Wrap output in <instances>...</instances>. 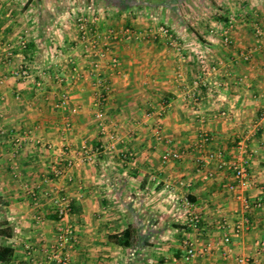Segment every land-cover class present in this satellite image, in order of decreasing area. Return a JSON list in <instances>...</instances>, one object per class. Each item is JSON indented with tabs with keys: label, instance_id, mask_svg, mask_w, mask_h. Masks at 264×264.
Returning a JSON list of instances; mask_svg holds the SVG:
<instances>
[{
	"label": "crops",
	"instance_id": "crops-1",
	"mask_svg": "<svg viewBox=\"0 0 264 264\" xmlns=\"http://www.w3.org/2000/svg\"><path fill=\"white\" fill-rule=\"evenodd\" d=\"M60 1L0 0V228L12 230L11 238L0 237V245L12 247L10 264L24 259L27 244L36 249L35 259L43 260L58 225L50 201L55 195L71 201L68 220L77 239L71 264H181L186 239L197 244L200 254L193 264H238V258L264 264V251L257 246L264 240V207L249 214L251 226L239 237L221 225H233L244 215V200L264 202V0H247L243 18L240 9L229 6L240 17L230 50L219 33L203 36L205 24L191 20L195 12L207 15L208 6L225 8L229 0H97L100 30L153 25L131 17L141 10L149 19L157 14L158 23L177 35L179 46L159 40L110 42L122 74L113 73L105 61L99 78L93 75L96 59L78 41L73 16L76 11L91 20L96 0L90 6L88 0H67L66 8ZM217 12L214 25L222 26L229 15ZM255 25L263 31L260 39L254 36ZM241 53H250V61L244 62ZM20 67L29 70V79L14 76ZM98 79L109 88L104 122L121 138L111 152L93 119ZM190 93L198 95V102ZM63 95L69 103L60 111L56 106ZM65 121L72 126L69 132L63 131ZM157 123L164 137L160 144L152 131ZM201 130L213 141L193 151ZM25 133L30 140L15 150L12 138ZM35 139L54 149H42ZM240 144L248 153V189L240 190L216 162L198 173L196 157L222 152L226 160L235 159ZM82 145L98 154L85 161ZM65 146L75 160L66 173L71 181L49 173L53 163L63 165ZM185 149L189 153L181 160L161 163L166 151ZM226 186L237 188L231 192ZM25 187L37 190V205ZM190 214L201 218L196 231L187 227ZM125 231L130 247L119 244Z\"/></svg>",
	"mask_w": 264,
	"mask_h": 264
},
{
	"label": "built area",
	"instance_id": "built-area-1",
	"mask_svg": "<svg viewBox=\"0 0 264 264\" xmlns=\"http://www.w3.org/2000/svg\"><path fill=\"white\" fill-rule=\"evenodd\" d=\"M234 15H229L227 17V21L225 27L221 29L220 25H214L209 32L212 37L217 36L218 31L220 39L225 47H232L234 42L231 37V32L233 30L234 24ZM95 24V23H92ZM77 28L80 37V43L84 44L85 48H89V56L94 57L96 61L93 64V75L99 78V71L101 63L107 61L109 67L113 73L116 75L122 74V65L119 60L113 55L112 49L110 48V42H128V41H136V42H147L152 40V42L156 41H165L170 47L179 50V46L177 43V37L172 33L169 27L165 25H157L155 27H150L144 31H132L130 29L123 30H113L110 29L106 32L105 37H99L97 29L90 26V24L84 19L80 18L77 20ZM92 34V38L90 39L88 35ZM254 36L257 39H260L263 36V31L257 25L254 27ZM102 39L100 43L99 40ZM21 48L25 49L26 44L22 42ZM260 49L264 52V45H261ZM240 58L244 62H249L251 59L250 53H241ZM72 63V60H69ZM74 72L77 73V69L74 68ZM14 76L27 80L30 78L29 70L26 67H20L15 73ZM98 94L95 98L94 102V120L97 125L98 133L107 138L106 143V151L111 152L114 151L116 145L121 143V138L117 137L113 133L108 131L107 125L103 119V109L107 103V92L109 90L107 84L102 82L100 79L97 80ZM4 78L0 73V86L3 84ZM38 88L42 87L41 82L36 83ZM195 102H198L199 97L196 93H190L188 95ZM69 103V96L63 95L57 104V108L60 111L67 110V105ZM162 115L164 110L160 112ZM72 126L69 121H65L63 126L64 132L71 131ZM153 137L157 144H160L164 141L163 133H162V125L157 123L153 129ZM253 137V133L251 134ZM30 134L25 133L20 136H15L12 138V147L15 150H18L23 143H26L30 140ZM213 141L212 137L204 130H201L199 133L198 143L193 147V151H202L206 146L211 144ZM35 145L40 146L42 149L46 151H52L54 147L50 144H43L40 140L35 139L32 141ZM82 158L86 160H90L91 158L98 154V150L90 151L86 145H82L79 149ZM188 150L181 151H166L161 156V163L167 164L174 161L181 160L184 156L188 154ZM247 148L245 145L240 144L237 146V156L234 159L226 160L222 152H207L205 155H200L196 157V165L198 173H201L205 167H207L212 162H216L217 169L219 171H228L232 174L233 178L237 182V187L240 190H246L251 186L248 174V165L249 161L247 159ZM131 156V155H130ZM129 156V157H130ZM61 160H63V165L59 163H53L49 168V173L53 176L54 179H59L63 176H66L67 171L72 169L75 165V160L72 155L70 147L65 146L63 152L61 153ZM212 177V174H209ZM69 181L71 178L66 176ZM235 186H226V188L235 192ZM26 193L29 198L33 201L35 205L38 204L39 195L35 188L25 187ZM52 203L54 214L58 218V225L56 228L55 241L54 243L48 245L44 249V258L42 261H38L35 259L34 254L36 249L27 244L24 246V259L18 264H71L70 261V253L74 250L77 239L74 226L69 222L68 218L71 214L72 207L71 201L69 198L61 195H55L50 198ZM264 207V202L261 199H257L253 204H250L247 200H244L242 203V209L244 215H242L233 225H229L226 222H223L221 225L226 229L228 228L234 234V236L239 237L242 233L247 231L250 226V218L249 214L258 209H262ZM38 222H40L38 220ZM201 218L196 214H190L187 220V227L191 230H198L201 226ZM230 239L228 236L224 237V243L228 244ZM257 246L264 251V240L257 243ZM210 248L209 245L207 249ZM182 252L183 255L181 257V264H193L197 257L200 255L197 249V244L192 240H184L182 242ZM228 253L224 254L225 258H228ZM238 264H252L248 258H238Z\"/></svg>",
	"mask_w": 264,
	"mask_h": 264
},
{
	"label": "rangeland",
	"instance_id": "rangeland-1",
	"mask_svg": "<svg viewBox=\"0 0 264 264\" xmlns=\"http://www.w3.org/2000/svg\"><path fill=\"white\" fill-rule=\"evenodd\" d=\"M83 1H85V0H83ZM94 1H95V0H94ZM96 1H97V0H96ZM96 1H95V5H93L94 16L91 17V18H92L91 20L88 19L87 16H85V15H84V16L78 15V14L76 13V11L73 12V16L76 15V16H74V17H75V20H76V21H75V22H76V26H77V20L80 19V18H84V19L90 24L91 27L97 29L98 34H99V37H105L106 30H105V31H104V30H100L99 27H98V28L96 27V24H99V25H100V15H99V13H98V12H100V10H98V9L100 8V5H101V2H99V1L96 2ZM60 2H61V7H62V8H66V7H67V6H66L67 3H68L67 0H61ZM84 3H86V1H85ZM88 3H89L88 6H90V0H88ZM75 4H76V3H75ZM79 4H80V2H79ZM208 4L211 5L210 2H209ZM214 5L216 6V10H218V8L221 9L222 11L225 10V13H221L222 16H223V15H225V16L233 15V13H231L230 10H229V6L232 7V8H233V6H235L236 8H238V9L241 10L240 13H243V16L241 15V16H242L241 18H243V17H244V11L246 12V8H247V6H248V1H247V0H229V1H228V5H227L225 8L217 6L216 3H214ZM207 10H208V11H207V12H208L207 15H201V16H199V14H197V13L195 12V14H193L191 20H192L194 23H195V22H197V23H199V22L204 23V24H205L204 29L206 30V31L204 30V33H205V32H206V33H205V34H202V35H203V36L205 35L206 37H207V36L212 37V36L209 34V32H210V30H211L212 28H214V24L218 22V21H216V20H218L217 17H219V16H217L216 14H218L219 12L216 13V10H215V9L211 10V9L209 8V6L207 7ZM144 12H145V11H144ZM146 13H147V12H146ZM146 13H143V11L141 12V10H140L139 12L136 13V15L131 16V17H136V18L140 17L139 20L142 21V23H143V22L150 23V21H151L150 24H153V25H150V26H148L147 28H142V29H140V28H130V30H132V31H144V30H147V29L150 28V27H155V26H157V25H165V24H159V23H158V21H157V19H156V17H158L157 14L151 16V18L149 19V16H148V15L145 16ZM156 15H157V16H156ZM222 16H221V17H222ZM142 17H147V20H146V19L142 20V19H141ZM199 17H200V18H199ZM239 18H240V17H239ZM239 18H237V17L234 16V20H235V21H234L233 26H235V23H236L237 20H239ZM89 20H90V21H89ZM92 23H95V24H92ZM225 24H226V23H225ZM225 24L222 25V26H220L221 29L225 27ZM140 25H141V27H144L142 24H140ZM165 26H167V25H165ZM167 27H168V26H167ZM111 29H112V28H111ZM124 29H126V28H124ZM127 29H129V28H127ZM113 30H123V29H115V28H114ZM170 30H172V29L170 28ZM233 30H234V27H233ZM233 30H232V32H233ZM77 32H78V28H77ZM232 32H231V37H232V39H233ZM172 33H174L173 30H172ZM218 33H221V30H219ZM250 33H251V31H250ZM252 33H253V31H252ZM252 33H251V34H252ZM174 35L177 37V35H176L175 33H174ZM88 36H89V38L91 39L93 35L90 34V35H88ZM219 37H220V36H219ZM177 38H178V37H177ZM78 41H79V43H80L79 32H78ZM101 41H102V39H100L98 43H100ZM148 42L151 43L152 40L147 41V43H148ZM221 42H222V41H221ZM233 42H234V44H233L232 47H225V46L223 45V43H222V45L224 46V48H226V49H228V50H230V49H234V48H235V41H234V39H233ZM141 43H146V42H141ZM80 45L84 48V44H81V43H80ZM85 50H89V48H86ZM93 119H94V114H93Z\"/></svg>",
	"mask_w": 264,
	"mask_h": 264
},
{
	"label": "trees",
	"instance_id": "trees-1",
	"mask_svg": "<svg viewBox=\"0 0 264 264\" xmlns=\"http://www.w3.org/2000/svg\"><path fill=\"white\" fill-rule=\"evenodd\" d=\"M127 6V4H125ZM1 226V225H0ZM0 237L2 238H11L12 230L9 227L0 228ZM130 234L128 231H125L120 239L119 244L123 247H130ZM14 257V251L12 247L6 244L0 245V263L10 264Z\"/></svg>",
	"mask_w": 264,
	"mask_h": 264
}]
</instances>
